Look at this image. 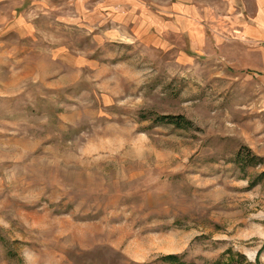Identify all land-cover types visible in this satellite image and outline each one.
Masks as SVG:
<instances>
[{
  "label": "rangeland",
  "instance_id": "1",
  "mask_svg": "<svg viewBox=\"0 0 264 264\" xmlns=\"http://www.w3.org/2000/svg\"><path fill=\"white\" fill-rule=\"evenodd\" d=\"M233 6L0 0V264H264V76Z\"/></svg>",
  "mask_w": 264,
  "mask_h": 264
},
{
  "label": "crops",
  "instance_id": "2",
  "mask_svg": "<svg viewBox=\"0 0 264 264\" xmlns=\"http://www.w3.org/2000/svg\"><path fill=\"white\" fill-rule=\"evenodd\" d=\"M236 9L228 30L234 36L238 68L264 76V0H229Z\"/></svg>",
  "mask_w": 264,
  "mask_h": 264
},
{
  "label": "trees",
  "instance_id": "3",
  "mask_svg": "<svg viewBox=\"0 0 264 264\" xmlns=\"http://www.w3.org/2000/svg\"><path fill=\"white\" fill-rule=\"evenodd\" d=\"M155 121L159 122H167V123H173L179 127H185L190 123V121L186 120L185 117L180 115H160L156 116ZM242 152L240 151L238 153V158L241 157ZM256 156H252L250 160H246L247 163L255 164L256 163ZM161 260L165 264H193L191 262H188L183 259V257L179 254H167L162 256ZM214 264H223L221 261H216Z\"/></svg>",
  "mask_w": 264,
  "mask_h": 264
}]
</instances>
